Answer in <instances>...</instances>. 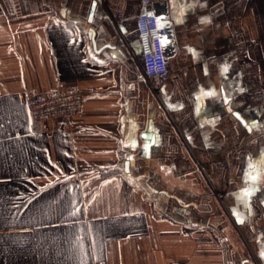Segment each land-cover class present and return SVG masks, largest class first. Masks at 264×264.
Returning <instances> with one entry per match:
<instances>
[{
    "label": "crops",
    "instance_id": "1",
    "mask_svg": "<svg viewBox=\"0 0 264 264\" xmlns=\"http://www.w3.org/2000/svg\"><path fill=\"white\" fill-rule=\"evenodd\" d=\"M69 86L81 109L31 132L26 92ZM236 261L264 264V0H0V264Z\"/></svg>",
    "mask_w": 264,
    "mask_h": 264
},
{
    "label": "built area",
    "instance_id": "2",
    "mask_svg": "<svg viewBox=\"0 0 264 264\" xmlns=\"http://www.w3.org/2000/svg\"><path fill=\"white\" fill-rule=\"evenodd\" d=\"M150 0H144L149 3ZM118 18L122 12L117 11ZM138 45L144 71L150 77L164 76L166 72L162 37L166 28L161 26L156 15L143 11L136 19ZM25 105L29 117V129L33 133L46 130L50 118L65 116L81 109L83 95L80 88L69 86L48 92L29 91L25 94Z\"/></svg>",
    "mask_w": 264,
    "mask_h": 264
},
{
    "label": "water",
    "instance_id": "3",
    "mask_svg": "<svg viewBox=\"0 0 264 264\" xmlns=\"http://www.w3.org/2000/svg\"><path fill=\"white\" fill-rule=\"evenodd\" d=\"M95 4L96 2L93 1L91 3V7H90V10H89V13H88V16L86 18H79V17H75V21L79 22L84 28L88 29L89 28V23L92 21V13H93V10H94V7H95ZM89 33L92 34V29H89ZM224 101L225 103L227 102V97H225L224 95ZM227 110H231V107L227 106ZM232 114L240 120V122L243 124V125H246V119L241 115L240 112L234 110L232 111ZM123 164L125 165V171L128 170V161L125 160L123 162Z\"/></svg>",
    "mask_w": 264,
    "mask_h": 264
},
{
    "label": "trees",
    "instance_id": "4",
    "mask_svg": "<svg viewBox=\"0 0 264 264\" xmlns=\"http://www.w3.org/2000/svg\"><path fill=\"white\" fill-rule=\"evenodd\" d=\"M26 106V105H25ZM125 171V165L123 162H119L118 164L111 166L110 168H101L100 174L101 176H109L113 174H119Z\"/></svg>",
    "mask_w": 264,
    "mask_h": 264
},
{
    "label": "rangeland",
    "instance_id": "5",
    "mask_svg": "<svg viewBox=\"0 0 264 264\" xmlns=\"http://www.w3.org/2000/svg\"><path fill=\"white\" fill-rule=\"evenodd\" d=\"M120 162H123V160L122 161H120ZM118 164V163H117ZM116 165V164H115ZM111 166H114V165H109V166H105V167H103V168H110ZM237 229L235 228L234 229V238H235V241L238 243V247L237 248H240L241 246H243V244H239V241H240V235H239V233H238V231H236ZM237 245V244H236ZM242 248V247H241ZM246 256H248V254L246 255ZM241 256H238V257H236L237 259H239ZM249 260V259H248ZM252 260L255 262V258L253 257L252 258ZM237 261H239V260H237ZM236 261V264H239V262H237ZM249 262H250V260H249ZM248 263V261L247 262H245V264H247Z\"/></svg>",
    "mask_w": 264,
    "mask_h": 264
}]
</instances>
